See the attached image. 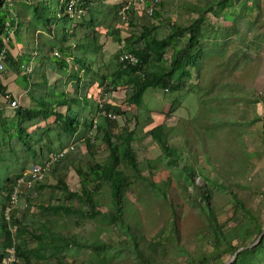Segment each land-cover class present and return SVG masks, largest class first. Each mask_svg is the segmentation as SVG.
Masks as SVG:
<instances>
[{"label": "trees", "instance_id": "trees-1", "mask_svg": "<svg viewBox=\"0 0 264 264\" xmlns=\"http://www.w3.org/2000/svg\"><path fill=\"white\" fill-rule=\"evenodd\" d=\"M8 1L0 0V55L5 52L7 67L16 71L13 51L15 43L23 44L21 34L24 23L21 21L23 16L17 13L13 6H9ZM70 1L25 0L26 4L23 5L32 16L27 27L29 39L35 30L44 31L51 39L46 46L38 41L35 51L38 55L37 70L42 71L44 65H41V62L45 63L42 79L49 83L51 73L62 70L68 73L72 69L70 63L76 68L72 74H68L66 80L73 82L72 94L67 90L70 84L67 83L64 85L66 90H57V96L54 97L51 92L43 96L40 90L41 81H38L37 85H34L39 88L37 95L33 96L29 92L30 100L36 105L25 109L19 107L17 116L0 119V162H10L9 155L14 157L12 158L14 162L23 161L22 164L16 163L13 167L9 164L0 165V264L7 260L13 246L19 259L17 264L52 262L68 264L69 259L75 261L82 250L91 252L97 264H123L125 261L131 264H225L228 262L223 260L225 255L231 258L243 247L244 249L230 264H264V235L260 242L253 246L263 232L264 219L259 220L236 194H232L235 206L243 218L233 228L227 229L219 224L211 204L213 190L226 192L228 186L217 179H212L210 174L206 173L207 168H200L187 162L186 156L182 154L183 149L170 144L169 126L159 125L150 131L151 138L158 143L163 152L166 168L169 170L161 181L157 182L153 176L159 168L151 162H140L133 148V138L140 123L139 113L147 108L144 102L145 93L156 88L170 89L172 93L179 91L194 74H199L206 56L204 53L215 49V46L223 45L220 40L226 36L220 37L217 27L209 30L206 15L211 14L219 18L232 13L237 23L240 18L236 6L238 5L239 11L243 13L248 10L249 6H246L248 3L256 0H205L204 4L193 5L190 8L189 11L196 12L198 16L189 25H182L176 21L167 23V34L159 30L160 26L164 25L159 26L155 23V20L158 21L160 18L159 9L151 16L153 19L151 24L144 25L141 30L135 32L131 28L135 26L134 14L138 10L144 14L142 5L132 12V17L125 23L119 18L122 5L117 4L116 0H110L114 12H111L109 18H104L103 10L97 14L93 11L92 0H80V8H83L86 14L82 22L71 28V22L74 20L66 10ZM63 21L65 27H62ZM122 30H130V33L125 34L126 32ZM40 32L39 36L43 37ZM102 37H110L117 50L112 55L115 60L103 62L102 66H98L96 58L104 57ZM205 45L209 47L206 48ZM120 47L136 56L138 64L131 66L120 61L119 56L124 51ZM55 51L59 52L61 57L54 55ZM169 51L171 54L167 58ZM29 56L31 59L30 52ZM18 67L22 71L20 68L23 64L20 63ZM26 76L28 84L31 85V76L28 74ZM88 80L103 88L104 98L120 88L127 89L126 101L130 106H134V111L131 112L136 124L134 130L125 128L115 132L121 128L118 120H115L116 116H125L127 113L120 106L108 102L102 103L100 107L101 103L88 98ZM90 85L92 87V84ZM7 95L11 94L6 93V89L0 85V97L5 98ZM102 111L112 112L116 115L115 119L103 117L98 119ZM38 119L52 121L48 124L47 130L44 129L43 134L39 132L42 129L40 127L38 131H30L31 124ZM96 119L98 126L94 129ZM25 121H29L28 127L24 125ZM55 129L57 133L53 136ZM35 132H39L38 135H35ZM82 134H85V139H82ZM90 134L94 136L91 137ZM63 138H74L77 143L84 142L85 149L94 158L92 163H87L85 167L76 164L72 168L79 179V191L71 190L62 177L52 188V196L60 195L68 203L76 202V206L57 204L53 199V203L39 206L45 220L36 223L33 219L17 218L14 211L11 225L16 228V233L13 236L4 213L18 181L24 177L30 162L42 164L45 161L42 160V156L47 152L48 154L53 152L54 139L61 144ZM95 140L101 143L100 147L95 146ZM102 145L107 150V158L103 162H98L95 151L100 150ZM4 147L8 148L3 149ZM73 152L72 150L65 158H69ZM28 160L31 161L27 163ZM61 161L56 164V168L63 166L67 169L68 163ZM5 173L10 175L6 176ZM198 177L212 190L199 186L196 183ZM173 178L181 181L186 190L192 186L198 190L195 199L199 197L200 201L192 199L191 204L197 207L207 226L199 234V242L194 251L180 244V239L175 236L178 234L177 214L173 202L168 199V189L173 183ZM41 184L35 186L38 192L45 189V185ZM135 185H139L142 190L155 193V196L164 200L172 213L176 214L171 226L172 233L170 232L168 237L169 241L176 245L171 250L170 262L152 259V255L159 251L158 245L144 238L136 208L128 197ZM27 190V187L24 190L22 188L21 193L30 192ZM22 197L30 201V195ZM20 201V207H23L22 200ZM102 207L106 210H100ZM73 217L95 223L93 230L79 233L65 223L62 226L59 224L60 219ZM108 230L113 232L116 230L118 237L115 240L105 238L104 233ZM167 250L169 251V248Z\"/></svg>", "mask_w": 264, "mask_h": 264}, {"label": "rangeland", "instance_id": "rangeland-1", "mask_svg": "<svg viewBox=\"0 0 264 264\" xmlns=\"http://www.w3.org/2000/svg\"><path fill=\"white\" fill-rule=\"evenodd\" d=\"M92 1L94 2L93 11L96 14L103 10L104 18L110 17L114 10L110 0ZM204 2L205 0H162L163 5H160L158 10L160 18L158 21L155 20V23L159 26L160 24L164 25V27L160 26L163 34L168 33L166 24L169 22L176 21L182 25H189L198 16L196 12L189 11L190 8L193 5H202ZM7 4L13 6L17 13L23 16L21 21L24 23L21 34L23 44L15 43V51H13V59L17 65L16 71H12L5 63L4 70L0 75V79L9 88L12 86L13 89L17 90L22 85L19 87L21 90L17 99H13V97L10 100L7 98L0 99V103L5 105L4 113H11V116L14 117L17 116L18 110H10L12 109V101L16 100L19 107L24 109L36 105L35 102L31 103L28 92L23 88H30L26 79L27 74L31 76L32 83L39 80L38 55L35 53L38 41L46 46L51 39L44 31L40 32L39 30H35L29 39L27 27L32 16L23 6L26 4L25 0H9ZM246 6L249 8L243 13L239 11V6H236L240 18L237 23H235V15L232 13L219 18L213 17L211 14L206 15L205 20L208 21L209 30L212 27H217L219 36H226L220 40L223 45L215 46V49H210L209 52L204 53L206 56L202 61L199 74H194L193 78L187 80L185 86L179 91L172 93L170 89L156 88L145 93L144 102L147 108L139 113L140 123L133 138V148L137 153L138 160L151 162L159 168L153 174L155 180L159 182L168 174L169 170L166 168L163 152L158 143L151 138L150 131L159 125L169 126L168 128L171 129L168 137L170 144L183 149L182 154L186 156L187 162H191L200 168H207L206 173L210 174L212 179H217L220 183L228 186L226 192L213 190L211 200L217 221L227 229L235 227L237 222L243 218L242 213L238 212V208L235 206L232 194H236L243 201L245 207L251 209L258 216L259 220L264 219V0L250 1ZM140 13L139 11L138 17L133 18L135 26L131 28L135 32L153 21L152 17L145 12L144 14ZM82 18L77 20L78 22H71V28L82 22L84 20ZM62 27H65L64 21ZM122 31L126 32L125 34L130 33V30ZM39 32L42 33L43 37L39 36ZM101 44L104 47L102 50L104 57L103 59L96 58L98 66H101L103 62L115 60L112 55L117 50V46L115 47V43L110 37H102ZM205 47L208 48L209 45H205ZM45 51L47 52V48ZM29 52L32 54L31 63ZM170 54L169 51L167 58ZM59 56L61 57L60 53ZM20 63L23 64V67L20 68L22 71L18 69ZM70 64L73 72L76 67L74 64ZM30 71L33 73L30 74ZM106 72L108 73L107 70ZM67 75V71L64 70L60 76L51 73L49 79L52 78L51 82L53 83L58 78L64 79ZM63 79L60 82V87L62 90H66ZM13 80L17 83V87ZM87 82L88 98H93L101 104L108 102L120 106L127 113L121 117L115 115L117 117L115 120H118L121 127L115 132L125 128L130 130L136 128L131 117L134 106H130L126 101V88L118 89L105 99L102 97L104 96L103 88L97 87L94 81L88 80ZM89 84H92V87ZM33 89L37 95L38 87L33 86ZM68 90L70 93L73 92L72 87H68ZM56 92L55 89L51 92L54 97L58 95ZM33 124L34 122L29 127L30 131H38L39 125L34 126ZM24 125H29V121H25ZM38 133L35 132V135ZM83 138H86L85 134H82ZM97 140H95V146L100 147L101 143ZM83 143L75 142L74 138H63L62 143L59 144V141L54 139L53 152L45 153L42 160H46L58 151L71 148V151H74L73 155L61 161H66L69 166L65 169L63 166L56 168L54 165L45 180L41 182V185H45V189L41 192H38L36 187L30 192L27 190L28 193H20L19 202L15 209L17 218L33 219L34 223L45 220L39 206L53 203V199L57 201V204L76 206V202L68 203L60 195L52 196V188L62 177L71 190H80L79 179L72 168L76 164L85 167L87 163H92L94 160ZM6 148L8 147L3 149ZM104 148L105 146L102 145L100 150L95 151V158L98 162H103L107 158V150ZM29 161L31 160L27 162L29 163ZM35 164L39 163H35V161L29 163L24 176ZM172 180L173 183L168 189V199L173 202L177 216L172 213L171 208L164 200L156 197L155 193L149 190H142L139 185H135L128 194L136 208L144 238L158 245L159 251L152 255V259L165 262L171 261V250L176 246L168 239L169 233H172L171 226L175 216L178 225V234L175 236L180 239V244H184L188 249H193L192 251L199 242V234L207 226L205 218L200 214L197 207L191 204V200L198 196L197 188L192 186L186 190L181 181L174 178ZM196 183L206 189H211L200 177L196 179ZM22 188L23 190L26 189V187ZM26 194L30 195V201L22 197ZM20 200H22L23 207H20ZM195 200L200 201L199 197ZM100 210L105 211L106 209L102 207ZM24 214L25 217H23ZM59 221L61 226L65 223L70 229L79 233L92 231L95 224L80 217L62 218ZM104 237L115 240L118 234L116 230L114 232L108 230L104 233ZM77 257L75 261L69 259L68 264H97L89 251L82 250ZM230 259L229 255L223 257V260L226 261ZM125 262L123 264H131L129 261Z\"/></svg>", "mask_w": 264, "mask_h": 264}, {"label": "built area", "instance_id": "built-area-1", "mask_svg": "<svg viewBox=\"0 0 264 264\" xmlns=\"http://www.w3.org/2000/svg\"><path fill=\"white\" fill-rule=\"evenodd\" d=\"M80 0H71L70 3L67 5V12L69 16L74 20L77 21L82 18V16L85 15V10L83 8H80ZM118 3L121 4L122 8L119 12V18L122 22L127 23L130 20V17H132V12L138 7L141 6L142 9L148 14L149 16H152L153 13L158 9L159 4L162 0H116ZM124 44V43H123ZM54 55L59 56V53L55 51ZM6 54L3 52L0 55V74L2 73L4 69ZM120 61L129 63L130 65H136L138 63V58L131 54L123 53L120 56ZM31 72V71H30ZM5 98L11 99V95H7ZM11 106L13 109L17 110L19 108L18 102L16 100L11 102ZM100 107H102V104H100ZM108 118V119H114L115 115L111 112L102 111L99 114V117ZM98 119L95 120V126L94 129H97L98 126ZM71 151V148H66L63 151H58L48 157L42 164H35L32 166L31 170L28 172V174H25V176L20 179L14 189L13 194L11 195L9 204L7 205V208L5 209L4 217L9 225V230L11 234L14 236L16 233V228H14L11 225L12 217L15 209L17 208L19 197H20V188L22 185H26L27 189L32 191L37 184H40L43 182L52 169L54 165H56L58 162H60L62 159H64ZM9 256L7 257V260L3 264H17L19 263V259L15 252V247L13 246L9 251Z\"/></svg>", "mask_w": 264, "mask_h": 264}, {"label": "crops", "instance_id": "crops-1", "mask_svg": "<svg viewBox=\"0 0 264 264\" xmlns=\"http://www.w3.org/2000/svg\"><path fill=\"white\" fill-rule=\"evenodd\" d=\"M139 12V11H138ZM138 12H136V17H138L137 16V14H138ZM141 12V11H140ZM141 14V13H140ZM23 29H24V27H23ZM159 30H161V28H159ZM25 32V31H24ZM37 47V46H36ZM69 61H71V60H69ZM32 62V57H31V59H30V63ZM44 65L43 66V69H42V71H39L38 72V75H39V77H38V81H41V91H42V93H43V96H45V94L46 93H50V92H52L53 91V89H55V90H58V89H61V87H60V85H59V83L62 81V79L63 78H60L59 79V81H58V79L55 81V82H51V80H52V78L51 79H49L48 78V80H49V83H46V79H42V75H43V73H44V71H45V63L42 61L41 62V65ZM102 66V65H101ZM37 69H38V66H37ZM63 71L64 70H62V71H58L59 73H62L63 74ZM70 71L71 70H69V72H68V74H72V71H71V73H70ZM58 72H55L56 74H58L59 76H60V74L58 73ZM33 72L31 71V73L30 74H32ZM1 75V74H0ZM41 75V76H40ZM69 75H67V77H68ZM67 77H65L63 80H64V82H65V84H69L68 85V87H72V88H74V86L72 85L73 84V82H72V80H70V82H67L66 80H67ZM1 78V77H0ZM14 81V80H13ZM38 81L37 82H35V83H31V81H30V83H31V85H30V88L28 89L27 87H24L23 89L25 90V91H27L28 92V95L30 94L29 92H31L33 95H35V91H34V89H33V86L34 85H37V83H38ZM15 82V81H14ZM85 82V81H84ZM64 84V85H65ZM0 85H2L5 89H6V93L7 92H9L12 96H13V99H17L18 97V95H20V88L19 87H22V85H20L18 88H17V90L16 89H13V87L12 86H10V88H9V86L7 85V84H5L4 82H3V80L2 79H0ZM16 87L18 86L17 85V83L15 82V84H14ZM65 87V86H64ZM66 87H67V85H66ZM39 89V88H38ZM68 90V89H67ZM38 93V92H37ZM51 94V93H50ZM1 98H4V97H0V99ZM29 98H30V95H29ZM2 101V100H1ZM31 101V100H30ZM31 103H32V101H31ZM5 105L4 104H1L0 103V119L1 118H6V117H12L11 116V113L10 114H7V113H4V107ZM10 110H15V109H10ZM50 123H52V121L51 122H48V121H44V120H42V119H38V121H36V122H34V126H36L37 124L39 125V127L40 128H42V129H40V133L41 134H43V131H44V129L45 130H47V127H48V124H50ZM30 124V123H29ZM32 131V130H31ZM33 132V131H32ZM54 133L56 134L57 133V129H55L54 130ZM60 133V132H59ZM10 156V155H9ZM8 156V159H10V162L9 161H6V163H3V162H0V165H6V164H9L10 166H14L16 163H17V161L16 162H14V160L12 159V158H14V157H12V156H10L9 157ZM30 162V161H29ZM23 163V161L22 160H18V163L17 164H22ZM28 163V162H27ZM1 170H3V169H1ZM6 174V176L7 175H10L9 173L7 174V173H5ZM5 177V176H4Z\"/></svg>", "mask_w": 264, "mask_h": 264}, {"label": "water", "instance_id": "water-1", "mask_svg": "<svg viewBox=\"0 0 264 264\" xmlns=\"http://www.w3.org/2000/svg\"><path fill=\"white\" fill-rule=\"evenodd\" d=\"M263 235H264V229H263V232L261 233L259 239L253 244V246L257 245V244L260 242V240H261V238H262ZM243 249H244V247H243V248H240L239 250H237V252L231 257V259H230L228 262H226L225 264H230V263H232V262L235 260L237 254H238L240 251H242Z\"/></svg>", "mask_w": 264, "mask_h": 264}, {"label": "clouds", "instance_id": "clouds-1", "mask_svg": "<svg viewBox=\"0 0 264 264\" xmlns=\"http://www.w3.org/2000/svg\"><path fill=\"white\" fill-rule=\"evenodd\" d=\"M162 2V1H161ZM161 4V3H160ZM160 4H159V6H160ZM159 6H158V9H159ZM157 9V10H158ZM135 12H138V11H135ZM122 50H124V47H120ZM123 53H127V54H130V53H128L127 51H123ZM132 55V54H131ZM120 56H121V54H120ZM120 56H119V60H120ZM134 56V55H133ZM136 57V56H135ZM137 58V57H136ZM138 62H139V60H138ZM126 63V62H125ZM127 64H129V63H127ZM138 64V63H137ZM136 64V65H137ZM130 65V64H129ZM131 66H135V65H131ZM112 113V112H111ZM115 119V118H114ZM113 120V119H112ZM90 136H91V134H90Z\"/></svg>", "mask_w": 264, "mask_h": 264}]
</instances>
